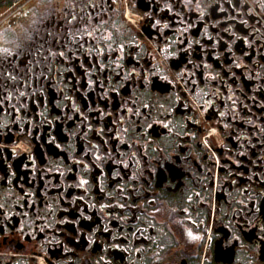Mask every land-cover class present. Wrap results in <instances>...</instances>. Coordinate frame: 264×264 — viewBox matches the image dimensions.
<instances>
[{
	"label": "flooded vegetation",
	"instance_id": "obj_1",
	"mask_svg": "<svg viewBox=\"0 0 264 264\" xmlns=\"http://www.w3.org/2000/svg\"><path fill=\"white\" fill-rule=\"evenodd\" d=\"M0 47V264H264V0H0Z\"/></svg>",
	"mask_w": 264,
	"mask_h": 264
},
{
	"label": "snow or ice",
	"instance_id": "obj_2",
	"mask_svg": "<svg viewBox=\"0 0 264 264\" xmlns=\"http://www.w3.org/2000/svg\"><path fill=\"white\" fill-rule=\"evenodd\" d=\"M19 48V45L17 46ZM63 56V53H60ZM11 56L13 60L17 59L19 56V51L13 54L12 50L8 47H0V59L4 61H8V58Z\"/></svg>",
	"mask_w": 264,
	"mask_h": 264
},
{
	"label": "rangeland",
	"instance_id": "obj_3",
	"mask_svg": "<svg viewBox=\"0 0 264 264\" xmlns=\"http://www.w3.org/2000/svg\"><path fill=\"white\" fill-rule=\"evenodd\" d=\"M19 147H21L22 149L27 148L25 145H20Z\"/></svg>",
	"mask_w": 264,
	"mask_h": 264
},
{
	"label": "built area",
	"instance_id": "obj_4",
	"mask_svg": "<svg viewBox=\"0 0 264 264\" xmlns=\"http://www.w3.org/2000/svg\"><path fill=\"white\" fill-rule=\"evenodd\" d=\"M27 148H24V150H26Z\"/></svg>",
	"mask_w": 264,
	"mask_h": 264
}]
</instances>
